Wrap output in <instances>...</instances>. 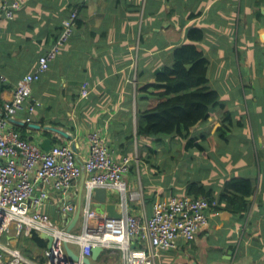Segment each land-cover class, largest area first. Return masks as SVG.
Segmentation results:
<instances>
[{
    "label": "crops",
    "instance_id": "1",
    "mask_svg": "<svg viewBox=\"0 0 264 264\" xmlns=\"http://www.w3.org/2000/svg\"><path fill=\"white\" fill-rule=\"evenodd\" d=\"M25 1L12 19L0 14V116L18 80L34 73L39 58L51 51L62 21L74 10L78 21L7 126L38 145L47 139L69 146L78 164L88 153V135L98 132L117 159H130L123 179L128 193H136L127 202L137 217L151 216L155 201L192 196V184L218 200L207 226L192 241L162 251L158 264H264V0ZM192 28L202 32L195 45L207 60L217 103L187 139L138 136L140 114L159 102L152 88L138 87L153 85L156 73L172 66L174 50L188 42ZM85 178L58 191L31 173V200L45 194L40 211L65 229L84 208ZM236 179L253 187L244 206L227 200V183ZM61 198L75 211L64 212ZM107 202L121 215L118 193H108ZM92 203L100 216L111 218ZM82 221L81 213L72 233H81ZM15 232L14 225L1 231L0 243L18 251L23 264H46L47 241L35 231ZM69 246L79 252L78 245ZM122 263L118 249L103 250L93 262Z\"/></svg>",
    "mask_w": 264,
    "mask_h": 264
},
{
    "label": "built area",
    "instance_id": "2",
    "mask_svg": "<svg viewBox=\"0 0 264 264\" xmlns=\"http://www.w3.org/2000/svg\"><path fill=\"white\" fill-rule=\"evenodd\" d=\"M25 2L0 3V14L12 19L14 12ZM77 18L78 12L74 10L62 21V30L51 51L39 58L34 73L18 80L12 99L3 106L4 115L0 116V232L14 225L17 236L32 231L51 236L52 246L45 251L46 264H83L81 259L90 257L94 247L120 250L122 264H158L162 251L174 249L177 241H192L207 226V215L218 208V200L210 197H172L155 201L151 216L137 217L130 213L127 202L128 198L133 200L136 193H128L123 179L129 172L130 159H117L109 152L98 132L88 135V153L78 164L69 146L53 145L49 151H44L37 143L26 140L7 126V119L28 102L31 85L39 81L61 47L69 41ZM81 95L85 98L88 92L83 90ZM33 107L29 108L31 112ZM31 173L37 181L51 183L58 191L71 187L72 182L82 174L86 176L81 233H67L40 211L41 201L46 195L41 194L31 200L34 190ZM95 188H104L121 196L123 212L119 218H105L97 213L92 203ZM60 202L64 212L75 211L74 204L67 203L64 198ZM64 242L79 246V261L74 262L65 255L62 248ZM23 261L18 251L0 243V264H23Z\"/></svg>",
    "mask_w": 264,
    "mask_h": 264
},
{
    "label": "trees",
    "instance_id": "3",
    "mask_svg": "<svg viewBox=\"0 0 264 264\" xmlns=\"http://www.w3.org/2000/svg\"><path fill=\"white\" fill-rule=\"evenodd\" d=\"M77 21L78 18L75 27ZM202 37L200 29H190L186 36L188 42L173 52L172 66L157 72L156 83L153 85L138 87L139 92L152 88L150 95L159 98L158 103L140 114L138 136L158 137L161 140L177 135L187 139L190 129L207 119L210 107L217 103L218 95L208 87L207 60L202 49L195 45ZM226 188L230 192L227 200L241 203L243 206L246 205L245 198L253 194L251 182L243 179L229 181ZM188 190L193 197L211 198L210 194L197 184L190 185Z\"/></svg>",
    "mask_w": 264,
    "mask_h": 264
},
{
    "label": "water",
    "instance_id": "4",
    "mask_svg": "<svg viewBox=\"0 0 264 264\" xmlns=\"http://www.w3.org/2000/svg\"><path fill=\"white\" fill-rule=\"evenodd\" d=\"M65 135V133H63ZM39 147L44 151H49V149L52 147L51 142L49 140H43L42 143L39 144ZM112 193L108 192L104 188H95L93 191L92 200H95L97 202V207L102 210L108 212L109 216L111 218H119L120 214L117 213L115 209L114 204H110L107 202V194ZM81 214V209L79 208L76 214L73 217L72 224L70 226L65 227V231L67 233H70L73 231V226L75 223L79 220ZM39 237L45 241H47V248H51L53 243V238L45 233H39ZM63 251L65 255L72 261L76 262L80 260V255L76 253L73 249L70 248V246L64 242L62 244ZM103 252V248L101 247H94L91 250V256L90 257H83L82 263L83 264H93L94 261L99 257V255Z\"/></svg>",
    "mask_w": 264,
    "mask_h": 264
},
{
    "label": "clouds",
    "instance_id": "5",
    "mask_svg": "<svg viewBox=\"0 0 264 264\" xmlns=\"http://www.w3.org/2000/svg\"><path fill=\"white\" fill-rule=\"evenodd\" d=\"M21 9V8H20Z\"/></svg>",
    "mask_w": 264,
    "mask_h": 264
}]
</instances>
